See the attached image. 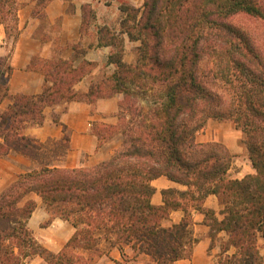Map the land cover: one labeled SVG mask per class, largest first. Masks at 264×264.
<instances>
[{"label": "trees", "instance_id": "16d2710c", "mask_svg": "<svg viewBox=\"0 0 264 264\" xmlns=\"http://www.w3.org/2000/svg\"><path fill=\"white\" fill-rule=\"evenodd\" d=\"M120 10L119 35L140 42L134 63L123 60L124 39L100 28V46L116 49L109 58L116 66L113 75L102 77L87 93L78 92L76 84L93 63L39 59L45 75L42 94L16 96L0 110V159L16 153L38 164L0 193V264H26L36 255L46 264H94L105 253L103 242L132 245L155 264H176L192 255L197 243L192 210L204 211L209 195L218 197L223 215L220 221L205 210L213 219L212 236H229L222 254L235 248L222 264H264L259 248L264 239V38L259 34L264 33V0H145L140 8L123 4ZM84 13V22L87 16L95 18L90 6ZM17 22L16 1L0 0V26L9 34ZM11 70L8 57H0V104L8 96ZM116 94L123 96V147L94 167H52L43 145L23 134L26 126L43 123L48 107ZM210 119L236 124L255 174L229 178V150L220 143L197 142ZM161 176L189 190L164 191V205L154 206L151 183ZM32 193L53 217L76 229L59 253L42 247L28 227L37 207L28 199ZM176 210L186 213L183 221L164 227Z\"/></svg>", "mask_w": 264, "mask_h": 264}, {"label": "crops", "instance_id": "0c3cea01", "mask_svg": "<svg viewBox=\"0 0 264 264\" xmlns=\"http://www.w3.org/2000/svg\"><path fill=\"white\" fill-rule=\"evenodd\" d=\"M18 6V22L14 32L8 34L5 26H0V57H8L11 75L8 79L7 98L0 104L6 110L16 96H38L42 94L45 75L38 63L39 59L75 58V65L93 63L88 74L75 86L76 91L87 93L98 83L99 76H111L116 71L109 58L116 49L112 45L100 46V28L108 27L124 39L123 60L132 64L136 60L139 41H131L127 34H120V24L110 23L103 17V11L113 10V5L101 0H49L41 5L39 0H15ZM145 0H131L140 8ZM90 6L95 18L84 22V8ZM120 9V8H119ZM122 15V12L120 10ZM122 19V18H121ZM82 52L81 54H78ZM123 96L116 94L100 98L95 102L73 101L64 105L48 107L44 110L41 125H28L23 134L43 145L42 151L52 156V167L77 169L94 167L115 155L123 147L120 129V102ZM59 117L56 122L55 118ZM243 134L233 121L210 119L204 129L197 134V142L223 144L233 155L228 172L231 179L241 180L256 173L246 148L241 144ZM38 167L31 159L12 153L0 159V193L11 185L20 174ZM155 193L151 198L154 206L164 205L163 192L177 190L187 192L186 185L174 182L166 176L152 181ZM37 207L29 220L28 227L36 241L45 249L59 253L76 232L68 221L55 218L48 211L44 200L32 193L29 198ZM204 211L192 210V233L197 243L191 257L176 264H222L224 256L233 255L235 248L222 254V246L228 241L226 232L212 236L205 210L215 212L220 221L221 205L216 195H209L203 202ZM183 210L172 212L169 219L162 222L164 227L179 224L185 218ZM105 252L94 264H155L154 260L132 245L101 244ZM259 248L264 256V239L259 240ZM26 264H46L39 256L30 257Z\"/></svg>", "mask_w": 264, "mask_h": 264}, {"label": "rangeland", "instance_id": "374dc122", "mask_svg": "<svg viewBox=\"0 0 264 264\" xmlns=\"http://www.w3.org/2000/svg\"><path fill=\"white\" fill-rule=\"evenodd\" d=\"M102 3H108L110 5H113V10H109V11H103L104 15L103 17L106 18V20H108L110 23H118L120 24L121 23V18H122V15L120 13V7L123 5V4H127V5H131V6H134V7H139V6H135L131 3V0H101ZM245 24V22H244ZM120 29H121V26H120ZM261 37L264 38V33H259ZM120 40H121V37H119ZM8 66V63H6V65L4 66L3 68V71L7 68ZM105 74H101L99 76V80L104 77ZM2 80V79H1ZM3 93L2 91V83L0 82V95ZM141 104L143 106H147L149 105V102L147 99H141L140 100Z\"/></svg>", "mask_w": 264, "mask_h": 264}]
</instances>
